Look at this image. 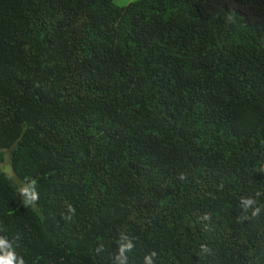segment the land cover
I'll return each mask as SVG.
<instances>
[{"label": "trees", "instance_id": "1", "mask_svg": "<svg viewBox=\"0 0 264 264\" xmlns=\"http://www.w3.org/2000/svg\"><path fill=\"white\" fill-rule=\"evenodd\" d=\"M113 1L0 0V237L24 264H264V0Z\"/></svg>", "mask_w": 264, "mask_h": 264}, {"label": "clouds", "instance_id": "2", "mask_svg": "<svg viewBox=\"0 0 264 264\" xmlns=\"http://www.w3.org/2000/svg\"><path fill=\"white\" fill-rule=\"evenodd\" d=\"M32 184L33 187L30 193L27 188L23 190L25 193H29V201H28L29 203L38 201L39 199V194L34 187L35 182L33 181ZM244 203L251 206L253 204V201L249 199V200H245ZM69 211L74 213L75 209L69 206ZM259 211L260 210L257 208L253 211L252 214L255 216L259 213ZM132 246L133 245L131 243L121 246V253H123L125 247L131 249ZM145 259L148 258L146 257ZM0 264H24L23 258L17 256L15 251L12 249V246L9 245L8 240L3 237H0Z\"/></svg>", "mask_w": 264, "mask_h": 264}, {"label": "rangeland", "instance_id": "3", "mask_svg": "<svg viewBox=\"0 0 264 264\" xmlns=\"http://www.w3.org/2000/svg\"><path fill=\"white\" fill-rule=\"evenodd\" d=\"M138 0H114L113 3L115 6L117 7H125L127 5H129L130 3H133V2H136ZM9 159V157H8ZM1 170L11 176L14 177V173H13V170H12V167H11V164H10V160H9V163H8V168L6 169H2Z\"/></svg>", "mask_w": 264, "mask_h": 264}]
</instances>
